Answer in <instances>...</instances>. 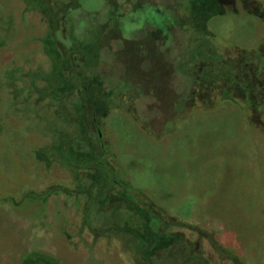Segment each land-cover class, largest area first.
Here are the masks:
<instances>
[{
    "label": "rangeland",
    "instance_id": "rangeland-1",
    "mask_svg": "<svg viewBox=\"0 0 264 264\" xmlns=\"http://www.w3.org/2000/svg\"><path fill=\"white\" fill-rule=\"evenodd\" d=\"M111 1L121 28L106 36L108 0H0V264H264V0ZM163 22L180 90L136 33ZM65 47L78 80L94 77L99 137L82 91L56 99ZM108 168L128 186L102 196ZM134 205L172 234L150 262Z\"/></svg>",
    "mask_w": 264,
    "mask_h": 264
},
{
    "label": "trees",
    "instance_id": "trees-1",
    "mask_svg": "<svg viewBox=\"0 0 264 264\" xmlns=\"http://www.w3.org/2000/svg\"><path fill=\"white\" fill-rule=\"evenodd\" d=\"M108 1H109L108 5H110L109 8H111V9L108 11L109 16H107L106 20L104 21V24H105L104 25L105 26L104 32H106L105 33L106 36H107L108 33H112V35L114 34V32H110V31L118 30V29L121 28V27H119V24H117L118 22H116V21L119 20L117 18V16H119L118 15L119 13H118V11H114L112 1L111 0H108ZM46 3H49V2L46 1ZM169 3L172 4L171 2H169ZM176 27H179V26H176ZM175 30H176V28H175L174 25H168L167 22H163V24L161 26H157V25L152 26L150 24V26L148 25V26H145V27H141V28L137 29V31H136V33H138L140 31V33L143 34L146 37V40L145 41L141 40L140 43L143 46L146 44L145 46H148L150 51H151L150 63L148 65L149 67L151 66V64L153 63V61L155 59V56L153 54L154 53L153 49L159 51V56L161 57L162 60H163V56L165 57L167 63H166V61L163 62V63L166 65L167 70H166V72L162 71V72H159V73L164 75V76H161V78H163L166 87L169 86V85H171V86L174 85L175 87L178 86L176 81H173V76L175 75V73L172 72L171 69L169 70L170 58L167 59V57H168L167 53L170 50H169V47L166 45V39L168 37V34L170 35ZM133 42H135V40ZM140 43H131L132 47L134 46V48L131 50L132 54H130V53L128 54V56H130L134 60V62L137 59L136 62H135V65H136V67H137V69L139 71L136 72L137 73V77H136L137 78V82H136L135 85H136L137 93L139 95L136 93V91H135V93L137 94L138 98L139 97L141 98V96H140L141 89L138 88V86H137L138 83L141 82V78L140 77L144 76L148 72V70H146L144 68L145 65L141 64L144 59L139 57V55L137 56L136 54H134V52H136V53L138 52L139 53L141 51L139 49L140 47H138V48L135 47L136 45H141ZM162 47H165V50H162ZM161 50H162V52H161ZM64 52H65L64 58H65L66 66H67V69H68L69 73L71 74V79L72 80L70 81V83L61 86V88L59 89V92H61V93H59L58 96L56 95V99H58V102H60L61 98L63 96L72 93L75 89L82 91V93H83L82 100L83 101L81 102L82 103L81 104V108L84 109V111H83V123L85 125H88L89 123L91 125H93L95 127V130L97 131V134H98V137H99L101 135L100 134V132H101L100 128L98 127V125L100 123V121H99L100 119L99 118L104 113L105 109L101 108V106H99L97 103H95V105H93V106L90 104V100L92 99V96L89 94V88H88L89 85H88V83L93 82L94 81L93 80L94 77L93 76L90 77V78H92V80L90 78H88V79L83 80L82 82H80L78 80L77 73L74 71L75 69L73 68V64L71 63L70 58H69L70 54L72 52L69 49H67L66 47H65V51ZM127 52H130V48L127 49ZM165 52H167L166 55H164ZM160 53H162V54L164 53V54L160 55ZM99 63H100V61H99ZM143 69H144V72L143 71L141 72V70H143ZM169 71H171L173 73L172 77H171ZM138 73H141V74H139V76H138ZM179 75L181 76V74H179ZM228 75L229 74L225 73V77H223L225 82L231 80V76H228ZM178 76H176V78ZM236 83L237 82H234L235 86H236ZM179 86L177 87V89L180 90L181 88H179ZM191 90L192 89H190V91ZM243 93H244V91H243ZM224 95H225V97H229L230 96L229 93H227V92ZM146 107H151V106H150V104H147ZM152 120H155V119L153 118ZM71 138H72V133L70 131V132L67 133L66 139H65V141L63 143L62 150H63L64 158H66V156H67L66 155V153H67V149L66 148L68 147ZM102 146H103V144H102ZM101 159H102V150L100 151L99 155L96 158H94L91 162H93L92 164L99 165V166H101V167H103L105 169L106 165L105 164H104L105 166L103 165V161H101ZM67 162H68L67 164L69 166H71V167L73 166V168H79V166H74V163L72 161H70V159H67ZM108 172L109 173H108V176H107L106 188L103 191V193L101 194L102 196H106L110 189L119 187L120 189L123 190L124 189L123 188L124 185L128 186V184L126 182H123V180L117 178L116 173L112 169L108 168ZM57 188H59V189L61 188V190L64 193H67V194L70 193V191L68 189H66L64 186H58ZM127 190H125V191H127ZM125 191H123V194H122L123 197L128 198V200H130V202L132 203L133 197L131 196V194L128 191L127 192H125ZM133 208H137L138 210H140L141 213L145 214L149 218L148 225L146 226V233L147 234L144 235V233H142V235L140 236V233L138 231L139 236H137V233H134V235H135V237H137V240L139 241V245L142 246V253H141L142 259L145 260V262H148V261L150 262V259L147 256L149 254L150 247H152V245H154V246L157 245V244L163 245V244L167 243L171 239V235L172 234L167 231V227H166L167 224L166 223L165 224L162 223L161 219L159 217L155 216L153 214V212H150L149 210H146V208H144V207H141L139 209L137 205H134ZM156 222H159V224L156 225L157 224ZM178 224H179V226H187L184 223H178ZM193 227H195V226H193ZM151 235L153 236L152 240H150ZM161 241H162V243H161ZM222 250L224 251V249H222ZM228 255H229L230 259L233 261L234 264H241L236 257L232 256L230 253ZM47 258L51 262H53L55 264L56 261L53 260V258H50V257H47ZM188 258H187V260H189ZM56 264H58V263L56 262Z\"/></svg>",
    "mask_w": 264,
    "mask_h": 264
}]
</instances>
